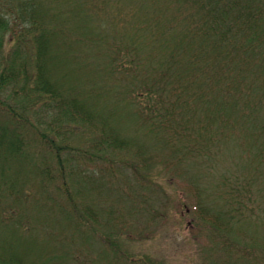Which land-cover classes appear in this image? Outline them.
<instances>
[{
  "label": "trees",
  "instance_id": "16d2710c",
  "mask_svg": "<svg viewBox=\"0 0 264 264\" xmlns=\"http://www.w3.org/2000/svg\"><path fill=\"white\" fill-rule=\"evenodd\" d=\"M109 2L126 3L111 17L118 24L130 23L131 34L121 54L115 51L106 61L105 71L112 69L111 79L105 72L108 94L96 90L102 89L99 81L85 91L64 66L71 61L75 67L89 68L88 59L76 52L87 38L99 44L106 39L88 24L94 16L106 17ZM77 30V38L71 39ZM113 38L122 40L124 35L116 31ZM10 95L23 99L21 115L7 105ZM126 104L131 114L123 110ZM42 114H57V121H65L60 126L47 123L43 132L31 119L42 120ZM120 117L136 119L135 132L142 139L119 136ZM1 121L6 125L0 126V192L7 183L15 186L19 215L8 213L0 202V264H64L67 257L85 264L77 249H62L67 238L36 237L58 213L82 236L91 231L102 242V256L93 260L110 256L109 251L121 254L114 235L128 232L127 216L115 218L112 205L125 213L131 210L128 199H133L141 213L151 210L150 196L144 193L154 186L159 189L148 174L156 164L169 172L170 183H182L190 230L208 227L210 233L201 239L211 254L206 264H264L263 236L238 226L249 217L243 208L255 182L264 179V0H0ZM63 127L89 133L96 151L55 142ZM25 132L31 135L29 141H36V149L26 152ZM146 135H156V141L147 142ZM224 146L235 151L239 160L234 170L242 177L215 173L213 158ZM65 149L76 150L85 165L77 163L79 169L59 184L55 181L65 167ZM40 151L56 160L54 172L39 158ZM123 156L132 170L127 180L138 182L132 192L114 181L115 165L122 164ZM87 163H106L113 181L100 184L95 179L98 168H88ZM78 194L88 197L102 218L87 209L88 203L78 206ZM46 204L56 211L36 212ZM135 229L140 235L141 229ZM256 229L264 233V220ZM21 240L33 243L32 256L17 245ZM43 256L45 261L40 260Z\"/></svg>",
  "mask_w": 264,
  "mask_h": 264
},
{
  "label": "rangeland",
  "instance_id": "374dc122",
  "mask_svg": "<svg viewBox=\"0 0 264 264\" xmlns=\"http://www.w3.org/2000/svg\"><path fill=\"white\" fill-rule=\"evenodd\" d=\"M126 3H110L109 7L107 8L106 17H100L97 18L96 16L92 17L91 21L88 24V27H91L96 32L95 34H105L107 37L106 39L101 42L102 44H99L98 42L89 40L87 38L84 40V43L81 45V48L76 52V56L80 57H86L88 61L90 62V66L88 69L86 68H80V66L75 67L71 61L67 62L64 68L66 70H72L74 72L73 75V83H76L79 85L82 89H88L93 86L92 82L96 81L97 84L102 89H96V90H104L108 94V89L110 82H108V79H111L112 77V69L107 68L106 71L109 73L107 75V80H105V65L106 61L109 57H115V51L118 54H121L119 52L120 48H123L124 45L129 40L130 32H127L128 28H130L131 24L126 22L123 24H118L117 21H113L111 14L116 8H123L125 7ZM100 15V14H98ZM101 19V20H100ZM119 31L121 34L124 35V38L122 40L113 38V34ZM125 31V32H124ZM78 30L74 34H70L71 39L77 38ZM96 44V45H95ZM100 45V46H99ZM107 45L110 47L107 49ZM98 47L97 49L95 47ZM8 47V46H7ZM116 47V48H114ZM144 46L140 49V55H145L144 52L145 49ZM143 49V50H142ZM96 50L99 52V54L96 53ZM80 55V56H79ZM121 61H123L121 59ZM125 63V62H124ZM81 64V63H80ZM111 94H114V90L111 92ZM11 96V95H10ZM1 98H5V96H1ZM108 101L107 103H109ZM7 105H10L16 112L21 115L22 114V103L23 99L20 98V96L16 97V95L11 96L7 100ZM124 105V104H123ZM127 105V104H126ZM111 107V106H110ZM102 111H104L103 107L99 108ZM96 110V109H95ZM125 112L128 114L132 113V110L125 106ZM123 110H119L120 113L123 112ZM106 111V109H105ZM104 111V112H105ZM52 112H55L54 110ZM99 112V111H98ZM99 112V113H101ZM57 114H50L49 117L45 114L40 115L42 120H37L34 118V116L31 115V119L36 123L38 128L45 132V128H47V123H54L57 126H60L65 120L62 119V121H57L56 119ZM7 118V117H5ZM117 120V119H116ZM135 122L138 124V121L134 119ZM112 121V120H111ZM109 121V122H111ZM120 122V126L122 125V128L120 127V130L118 131V135L124 138L129 137H137L142 139V135L140 132L136 133V126L137 124L130 120H123L121 117L118 120ZM6 125L4 122H0V126ZM7 125L13 127V123H7ZM75 130V132H73ZM80 133L79 130L72 129V131L67 130L66 127H63L62 130H58V133L54 136L55 142H59L61 144L69 143L73 146H76L77 149L86 150L88 152L94 153L96 149L94 147H91L90 142V135L89 133H80V136L78 134ZM52 132H49V135H51ZM25 134H27L25 132ZM97 135V134H94ZM31 135L29 133L27 134V146H26V152L31 149L37 148V143L32 138L29 141V138ZM144 138H146L147 142L156 141V135H146ZM80 139V140H79ZM231 148V146H228ZM224 146L221 147V150H218L216 152L215 157L213 158V163L216 169V174H226L230 177H233L234 175L241 176L239 173V170H234V164L239 159L235 156V151L233 149L229 150V148ZM49 150V149H48ZM39 151V150H37ZM36 151V152H37ZM50 151V150H49ZM68 151L70 153H68ZM62 160L63 163H65L64 170H62V175L57 177L56 183H62L61 179L65 175H71L72 173H75L79 167L77 163H81L82 165H85L84 163V157H82L81 154H77L76 150H69L65 149L62 152ZM42 152L40 151L39 158L44 162V165H47L50 163L52 169L51 172H54L53 165H57L56 160L53 158H49L48 155L42 156ZM48 154V151H47ZM234 154V156H233ZM122 161H120L122 164H119L118 166L115 165L117 172H115V179L114 181L120 182L123 186H126V189L130 191L129 189L135 190L138 187V182L136 180H132V183L127 180L126 175L132 174L131 168L127 166L125 163V157ZM235 158V159H234ZM68 159V160H67ZM88 164V163H87ZM126 164V165H125ZM244 164V163H242ZM247 167V165L245 166ZM88 168H98V174L99 177H95L96 180H99L100 184L103 183H110L113 180H109V176L107 175V164H88ZM230 169V170H228ZM237 169V168H236ZM243 172L241 174H247V171L242 170ZM55 174V173H54ZM149 178L153 180V182H158L159 189L155 186L147 191L146 196H150L149 201H151V204L153 205L151 207V210L141 213L140 204L136 201L129 200L127 201L126 207L131 208V210H127L125 213L119 210L118 208L120 206H113L115 208V218L122 217L123 215L127 216V219L124 222V225H127L129 227L128 232L120 231L119 233H116L114 235V240L119 245L121 249V254H117L116 251H109L110 256H107L105 258H95L94 260L91 257H100L102 256V250L104 247L102 246V242L98 239L96 235H94L91 231H89V235L85 233V236H82L77 230L74 228H70L68 224L66 223L65 216H62L61 213L54 212V215H57L58 218H54L53 221L51 220L48 224L50 227H44L41 228L40 231L38 230V233H36V237H38L39 240H61L63 239L67 240L66 245L62 246V249L65 250L66 248L70 250H76L77 253L80 256V262L82 260V257H85L83 261H85V264H206L208 262L209 256L211 254L207 255V252L204 250L205 244L201 241L205 240V237L210 233L205 228L204 231H200L198 225H195L194 230H190L187 223L190 219L189 216L184 211L183 203L184 199H186V195L182 193V183L172 184L170 183L168 177L169 172L164 171L159 164L153 165V168L148 172ZM215 174V175H216ZM120 175V176H118ZM104 177V178H100ZM122 177V178H121ZM242 177V176H241ZM126 179V180H125ZM70 178L68 179L69 183ZM3 188V191L0 192V202L2 201V206H7L9 209L6 211L12 215H19V207L14 206L18 202L16 200V192H15V186L10 184ZM70 185L72 183H69ZM12 186V187H11ZM20 188V187H19ZM72 189V185H71ZM50 191H53L50 187ZM73 191V189H72ZM130 191V192H132ZM145 190H143L144 192ZM142 192V193H143ZM110 193V192H109ZM82 195V194H81ZM80 194L75 196V200L78 204V206H83L84 204L89 202L87 201L88 197L83 198ZM137 200V199H135ZM182 200V201H181ZM40 202V201H37ZM180 202V204H179ZM123 206V205H121ZM222 206V209H224L227 206ZM103 208H106L105 204H102ZM145 207V206H144ZM96 210L97 216L101 217V213L99 209H96L93 207V205L87 207L88 210ZM242 208V207H241ZM253 208V209H252ZM47 209H51L52 211H56L54 207H50L48 204L43 205L42 207H38L36 209V212H41ZM153 209V210H152ZM256 209V210H254ZM245 213L249 217H243L242 220H244L239 226V229L242 231H252L253 233H256L258 236H263L264 233L261 230L256 229V225L258 222H261L264 220V179L260 178L258 181L255 182V185L252 188V194L250 197H247V202L245 203V206L243 208ZM130 211V212H129ZM13 217V218H14ZM102 218V217H101ZM68 219V218H67ZM248 221H247V220ZM112 224H117L116 221H113ZM121 224L118 222V225ZM87 229L86 227H83ZM135 228H140L141 231L140 235H137V230ZM145 231H144V229ZM38 229V228H36ZM197 229V230H196ZM89 230V229H87ZM4 231V230H3ZM66 233H65V232ZM260 231V232H259ZM2 232V231H0ZM24 233L27 234L28 232L24 230ZM135 234V235H132ZM207 234V235H206ZM9 237V236H7ZM22 243V244H21ZM33 243H29L27 240H21L18 241L17 245H22L24 249L32 256L31 253V245ZM86 244V245H85ZM87 247L85 249L84 247ZM86 250L85 251H83ZM61 250V247L59 248ZM88 251V252H87ZM93 254V256H91ZM111 256H113V260L111 259ZM35 256L33 259H35ZM37 260V259H35ZM40 260L45 261V256H43ZM61 260V259H60ZM59 260V262H60ZM79 264V261H77ZM64 264H77L75 261H72V257H67L63 260Z\"/></svg>",
  "mask_w": 264,
  "mask_h": 264
}]
</instances>
